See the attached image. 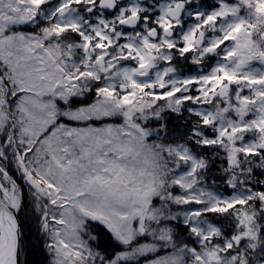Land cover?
<instances>
[{"label":"snow or ice","instance_id":"snow-or-ice-1","mask_svg":"<svg viewBox=\"0 0 264 264\" xmlns=\"http://www.w3.org/2000/svg\"><path fill=\"white\" fill-rule=\"evenodd\" d=\"M0 175V264H264V0H0Z\"/></svg>","mask_w":264,"mask_h":264},{"label":"trees","instance_id":"trees-1","mask_svg":"<svg viewBox=\"0 0 264 264\" xmlns=\"http://www.w3.org/2000/svg\"><path fill=\"white\" fill-rule=\"evenodd\" d=\"M207 4H212L213 0H204ZM30 30V29H26ZM213 62V61H212ZM181 67H186L181 65ZM175 124L178 126L179 122L175 120L170 121V127ZM219 165V161H217V166ZM4 167L6 168L10 178L15 180L17 184L24 189V199L25 203L27 204L29 199L28 189L27 186L24 184L23 179L21 178L20 173L17 171L15 164L4 162ZM215 171V170H214ZM210 173L211 174H214ZM1 179H2V175ZM18 219L20 222L21 229L23 230V238L21 240V244L24 247V251L26 255H21V264H49L51 259L50 254L44 249L43 243H37L38 240H41V237L38 236L36 232V219L35 216L32 214L31 210L28 209L27 211H22L18 215ZM95 231H101L99 228L94 226ZM101 251L105 252L108 256L114 255L119 249L120 246L111 240L110 236L106 232L101 231V244H100Z\"/></svg>","mask_w":264,"mask_h":264},{"label":"rangeland","instance_id":"rangeland-1","mask_svg":"<svg viewBox=\"0 0 264 264\" xmlns=\"http://www.w3.org/2000/svg\"><path fill=\"white\" fill-rule=\"evenodd\" d=\"M212 63H214V61H213ZM114 122H117V123H118V122H120V121L117 120V121H114ZM0 179H1V176H0ZM6 186L10 189V187H11L10 182H6ZM119 250H120V249H119ZM119 250H118V251H119ZM112 256H113V255H112ZM109 257H111V256H109ZM50 260H51V259H50Z\"/></svg>","mask_w":264,"mask_h":264},{"label":"water","instance_id":"water-1","mask_svg":"<svg viewBox=\"0 0 264 264\" xmlns=\"http://www.w3.org/2000/svg\"><path fill=\"white\" fill-rule=\"evenodd\" d=\"M17 219H18V216H17ZM18 221H19V219H18Z\"/></svg>","mask_w":264,"mask_h":264},{"label":"bare ground","instance_id":"bare-ground-1","mask_svg":"<svg viewBox=\"0 0 264 264\" xmlns=\"http://www.w3.org/2000/svg\"><path fill=\"white\" fill-rule=\"evenodd\" d=\"M0 195H2V193H0Z\"/></svg>","mask_w":264,"mask_h":264}]
</instances>
